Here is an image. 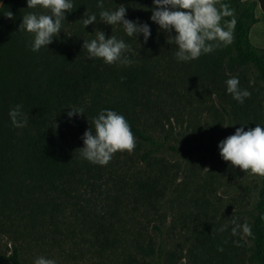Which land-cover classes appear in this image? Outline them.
Here are the masks:
<instances>
[{"label": "trees", "instance_id": "trees-1", "mask_svg": "<svg viewBox=\"0 0 264 264\" xmlns=\"http://www.w3.org/2000/svg\"><path fill=\"white\" fill-rule=\"evenodd\" d=\"M124 1L132 17L127 19L157 25L150 19L153 0ZM72 2L75 8L65 13L59 36L38 52L29 47L32 34L19 31V26L23 15L46 10L27 8V0H4L0 8V237L10 236L13 243L9 253L0 247V264H24L22 251L28 240L59 245L63 228L72 225L70 232L79 228L85 242L102 252V258L133 249L148 264H165L162 244L129 239L122 233L131 206L156 202L162 174L154 176L141 169L131 173L126 167L128 159L132 161L127 151L115 153L106 166L87 161L78 150L84 146L83 134L101 110L116 111L126 118L136 144L148 147L139 163L151 165L163 153L166 141L151 135L142 118L147 122V115L153 116L151 105L166 95L163 85H176L181 94L179 87L188 84L184 88L191 93L197 84L209 83L217 102L211 122H206L211 153L219 148L221 138L216 127L227 125L230 135L240 127L245 131L257 124L264 127V49L250 40L258 22L256 9L264 14V0H221L234 10L233 42L189 62L175 58V44L155 58L140 41L126 36L124 41L132 49L126 55L134 61L128 66L87 58L84 40L90 41L97 29L111 25L100 22L97 0ZM119 4V0H104V9L116 10ZM8 10L14 20L5 16ZM86 11L96 14L97 22L84 28L80 20ZM250 75L255 76L253 81ZM231 77H238L240 87L251 92L243 104L227 92L226 80ZM18 104L28 116L23 128L13 127L9 117ZM72 107L82 108L84 114L69 118ZM260 180L245 221L253 235L244 236L246 242L240 247L208 237L200 246L207 264H264V177ZM238 249L244 257L237 262Z\"/></svg>", "mask_w": 264, "mask_h": 264}, {"label": "rangeland", "instance_id": "rangeland-1", "mask_svg": "<svg viewBox=\"0 0 264 264\" xmlns=\"http://www.w3.org/2000/svg\"><path fill=\"white\" fill-rule=\"evenodd\" d=\"M119 3L126 5L124 0ZM132 3L137 4V1L132 0ZM126 18H132L128 9ZM256 18L258 22L252 27L250 40L256 48L264 49V14L260 8L256 10ZM102 28L106 38L114 35L117 39H126L122 25ZM150 29L151 36L146 43L142 35L135 40L140 41V46L147 47L153 57L159 58L171 48L172 44L167 43L170 33L160 30L157 25H151ZM162 41L165 46H161ZM254 78V75L248 77L251 81ZM185 86L179 87L181 94H177L176 85H163L166 95L157 100L156 106L151 105L153 116L148 114L147 122L142 118L147 131L156 139L166 141V146L163 153L147 165L140 164L139 160L148 147L136 144L134 151L128 153L132 161L128 159L126 167L131 173L139 169L152 172L154 176L161 173L160 192L152 206L129 208L122 233L129 239H152L156 246L162 244L165 264H207L200 246L205 245L208 237L228 246L237 239L241 245L246 242L243 234L231 235L230 220L237 218L239 223H245L261 180L260 176L248 175L224 161L219 148L214 153L209 151L206 122H211L212 112L217 110L215 91L210 83L206 87L197 84L192 94ZM214 125L217 126L215 121ZM225 126L216 127L217 135L221 137L219 143L230 136L228 126ZM226 224L227 230L220 232V227ZM74 227L63 228V241L59 245L48 240L42 243L28 240L22 251L24 264H34L41 256L55 260L56 264H148L149 260L133 249L119 250L102 258V252L95 251L85 242L87 239L79 228L75 233L70 232ZM12 244L10 236L0 237L2 250L9 253ZM240 250H236L239 256L234 261L244 257Z\"/></svg>", "mask_w": 264, "mask_h": 264}, {"label": "clouds", "instance_id": "clouds-1", "mask_svg": "<svg viewBox=\"0 0 264 264\" xmlns=\"http://www.w3.org/2000/svg\"><path fill=\"white\" fill-rule=\"evenodd\" d=\"M37 6L46 11L23 15L19 26V31L24 30L32 34L33 39L29 42V47L33 52L53 43L54 38L62 31L65 13H70L75 8L72 0H27V8L35 9ZM97 7L101 9L100 22L111 26L122 25L128 37L136 39L142 35L145 43L150 38V26L139 20L127 19V9L123 4L110 11L104 9V0H97ZM150 11L151 21L157 24L160 30L165 33L175 31L174 36L167 37V43L177 46L175 58L178 61L189 62L198 59L201 55L212 53L234 40V10L221 0H153ZM4 14L8 19L14 20L11 11L8 10ZM228 17L232 19H226ZM80 21L86 28L97 22V15L88 14L86 11ZM82 47L86 50L89 60L99 58L108 65L128 66L134 63L126 55L132 51L129 44L114 35L106 38L105 33L99 29L95 31L93 39L84 40ZM226 86L227 92L240 104L251 96L250 91L240 87L238 77L227 79ZM22 107L18 104L9 111L12 126L15 128H23L28 124V116L22 111ZM71 109L72 111L67 113L69 118L84 114L82 108ZM90 125L82 137L84 146L78 149L82 158L87 161L106 166L115 153L127 151L131 154L134 151V134L126 118L118 112L101 110L98 116L91 120ZM218 147L224 161L239 167L248 175L264 177V127L261 125L257 124L255 128L247 131L243 127L237 128L235 133L222 140ZM230 223L232 236L253 235L251 225L247 222L241 224L237 218H232ZM227 228V224L223 225L219 231L224 232ZM233 244L236 247L242 246L239 239L234 240ZM218 251H223V248L218 247ZM34 264L56 262L41 256Z\"/></svg>", "mask_w": 264, "mask_h": 264}, {"label": "crops", "instance_id": "crops-1", "mask_svg": "<svg viewBox=\"0 0 264 264\" xmlns=\"http://www.w3.org/2000/svg\"><path fill=\"white\" fill-rule=\"evenodd\" d=\"M3 1H4V0H0V8H1V6H2ZM258 8H259V7H258ZM258 8H257V9H258ZM257 9H256V10H257ZM260 10H261V9H260Z\"/></svg>", "mask_w": 264, "mask_h": 264}]
</instances>
